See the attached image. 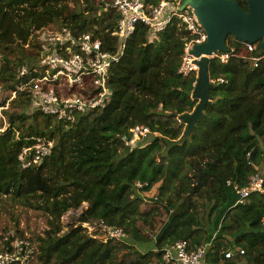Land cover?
I'll list each match as a JSON object with an SVG mask.
<instances>
[{
	"label": "trees",
	"instance_id": "16d2710c",
	"mask_svg": "<svg viewBox=\"0 0 264 264\" xmlns=\"http://www.w3.org/2000/svg\"><path fill=\"white\" fill-rule=\"evenodd\" d=\"M162 1L174 0H148ZM225 1L249 11L248 0ZM119 19L102 0H0V107L17 92L2 109L5 125L0 119L6 127L0 134V199L45 217L46 229L29 239L31 263L167 264L164 250L187 241L190 249L207 247L203 264H264V196L254 193L238 204L234 190L264 172V59L258 67L237 56L226 64L211 60L210 79L226 83L210 89L200 118L194 115L199 102L189 95L197 77L179 74L190 37L178 20L156 35L138 25L109 70L108 100L73 124L32 111L30 92L18 90L19 69L42 57V32L68 27L76 36L93 33L104 51L115 54ZM257 45L255 55L264 56ZM228 49L246 54L235 38ZM90 92L65 88L85 97ZM187 119H194L190 130ZM137 126L150 134L127 147L124 140ZM39 140L53 141L52 152L24 168L21 153ZM155 187L157 195L147 200ZM80 209L65 226L63 218ZM96 222L123 230L128 241L84 227ZM137 244L154 247L141 252ZM228 251L236 252L226 258Z\"/></svg>",
	"mask_w": 264,
	"mask_h": 264
},
{
	"label": "built area",
	"instance_id": "2783aa9c",
	"mask_svg": "<svg viewBox=\"0 0 264 264\" xmlns=\"http://www.w3.org/2000/svg\"><path fill=\"white\" fill-rule=\"evenodd\" d=\"M103 1L120 16L116 32L113 34L120 41L116 53L104 51L103 43L96 39L93 33L76 36L68 27L42 32L41 39L44 42L40 50L42 57L36 61L35 67L23 66L18 71L19 77L23 78L18 90L30 92L32 111L55 117L66 124H73L78 115L101 108L111 93L109 70L124 55L128 41L138 25L148 27L150 32L156 35L166 31L174 20L179 21L190 37L184 47L183 61L179 69V74L184 77L191 75L198 77L199 62L204 57L226 64L233 56H237L250 61L254 67H258L264 59V56L255 55L257 44L247 43H244L245 55L237 54L235 49H228L224 53L197 56L195 49L208 42V33L194 9L189 5L183 7L185 0L162 1L158 4H150L148 0ZM210 83L215 86L225 84L226 81L223 78L210 79ZM55 84H58L59 89H63L57 91ZM67 86H76L87 91L92 89L93 93L90 92L92 94L87 97L79 93H65ZM16 94L17 92L13 95ZM4 129L0 128V132L3 133ZM130 134L131 137L124 140L127 147L141 143L150 134V130L137 126ZM53 147V141L39 140L33 148L24 149L19 160L24 168L39 165L52 152ZM29 157L31 160L27 161ZM137 186L143 187L140 183ZM234 190L239 196L238 204H245L254 193L264 196V172L254 175L246 187L240 188L235 185ZM76 212L81 214L82 209ZM262 225L264 226V218ZM84 227L89 231L99 229L120 242L128 241V236L123 230L111 227L105 222L85 224ZM29 239L15 237L12 233L4 236L0 242V264H32L35 250ZM238 250L241 255L245 254L243 249ZM235 252L228 251L226 258H231ZM206 255L207 247L190 249L187 241H179L164 250L163 259L167 264H203Z\"/></svg>",
	"mask_w": 264,
	"mask_h": 264
},
{
	"label": "water",
	"instance_id": "95a60500",
	"mask_svg": "<svg viewBox=\"0 0 264 264\" xmlns=\"http://www.w3.org/2000/svg\"><path fill=\"white\" fill-rule=\"evenodd\" d=\"M187 5L194 9L208 33V42L195 49L197 56L227 52L229 38H235L242 43L259 44L264 51V0H248L247 13L225 0H185L183 7ZM209 63L207 57L199 62L197 82L193 92L189 93L199 102L194 112L196 118L202 116L211 102L209 92L213 85L210 83ZM187 120L193 126L194 119Z\"/></svg>",
	"mask_w": 264,
	"mask_h": 264
},
{
	"label": "rangeland",
	"instance_id": "374dc122",
	"mask_svg": "<svg viewBox=\"0 0 264 264\" xmlns=\"http://www.w3.org/2000/svg\"><path fill=\"white\" fill-rule=\"evenodd\" d=\"M103 1V0H102ZM37 64L34 62L33 64L27 65L29 68L35 67ZM4 95L0 97V104L3 103L5 98ZM13 95L10 100L7 101V105L5 108L0 107V115H2L1 121L5 125V119L2 109H7L9 102L14 98ZM190 125L187 127L188 129L191 127ZM1 130L4 127H1ZM6 130V127L4 131ZM189 130L186 132L188 134ZM4 133V132H3ZM2 134V131L0 132ZM158 187H155L150 193L145 194L146 199H150L157 195ZM80 217L79 212L68 213L63 218V223L67 226L70 223H74ZM46 229V220L45 217L41 212L25 209L19 206L18 204L12 202L9 198L2 197L0 199V242L2 241L3 237L9 234L16 232L21 235L25 236L26 238H35L36 235H40ZM11 231V232H10ZM7 233V234H6ZM154 244V243H151ZM149 244L147 246V250H151L154 246ZM144 252V251H143Z\"/></svg>",
	"mask_w": 264,
	"mask_h": 264
},
{
	"label": "crops",
	"instance_id": "0c3cea01",
	"mask_svg": "<svg viewBox=\"0 0 264 264\" xmlns=\"http://www.w3.org/2000/svg\"><path fill=\"white\" fill-rule=\"evenodd\" d=\"M149 245V244H148ZM148 245H139V244H137V245H135L136 246V248L138 249V250H140L141 252H143V251H145V250H147V246Z\"/></svg>",
	"mask_w": 264,
	"mask_h": 264
}]
</instances>
